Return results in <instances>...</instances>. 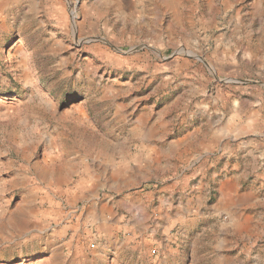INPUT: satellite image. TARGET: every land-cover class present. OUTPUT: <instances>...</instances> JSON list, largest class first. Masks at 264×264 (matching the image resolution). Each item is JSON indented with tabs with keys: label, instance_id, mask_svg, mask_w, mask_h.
<instances>
[{
	"label": "rangeland",
	"instance_id": "obj_1",
	"mask_svg": "<svg viewBox=\"0 0 264 264\" xmlns=\"http://www.w3.org/2000/svg\"><path fill=\"white\" fill-rule=\"evenodd\" d=\"M255 129L264 0H0V264H264Z\"/></svg>",
	"mask_w": 264,
	"mask_h": 264
},
{
	"label": "crops",
	"instance_id": "obj_2",
	"mask_svg": "<svg viewBox=\"0 0 264 264\" xmlns=\"http://www.w3.org/2000/svg\"><path fill=\"white\" fill-rule=\"evenodd\" d=\"M225 120L220 119L218 116L216 117H208L207 123L210 126L209 135H204L203 139L204 141H207L206 143L214 144L212 147L211 154L216 157V163L225 161L228 165H231L233 161L235 162L237 159V156H239V162L242 165H246L248 161H251V166L258 164L257 155L255 156L252 153V148L254 146H257V142L250 138L251 140L245 139L243 136L247 133L241 129H238V126L235 125V128L233 129H225L222 126V123H224ZM256 122L250 124L249 127H252L255 125ZM192 135H195V133H191ZM250 134H259L262 139H264V131L260 130H254L251 131ZM191 135V136H192ZM207 137V138H206ZM250 137H255V135H250ZM207 147L208 144H205ZM184 147V145H183ZM255 149H259L257 147H254ZM186 147H184V150L186 151ZM208 153V152H207ZM249 156V157H248ZM264 157V156H263ZM263 162V160L261 161ZM228 185L224 184L222 185V189L227 192ZM224 201H228L232 204L233 200H235L234 194L226 193L224 194ZM233 205V204H232ZM98 215H102L101 218L103 219H109L112 215L111 212L107 211H97Z\"/></svg>",
	"mask_w": 264,
	"mask_h": 264
}]
</instances>
